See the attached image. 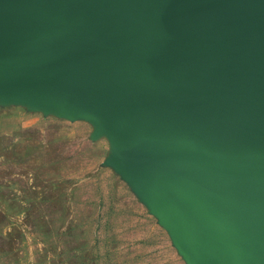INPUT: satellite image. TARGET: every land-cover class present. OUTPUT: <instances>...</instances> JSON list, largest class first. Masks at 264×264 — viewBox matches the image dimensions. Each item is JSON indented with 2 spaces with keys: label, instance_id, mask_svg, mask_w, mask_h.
Instances as JSON below:
<instances>
[{
  "label": "water",
  "instance_id": "95a60500",
  "mask_svg": "<svg viewBox=\"0 0 264 264\" xmlns=\"http://www.w3.org/2000/svg\"><path fill=\"white\" fill-rule=\"evenodd\" d=\"M0 80L104 112L199 264H264V0H0Z\"/></svg>",
  "mask_w": 264,
  "mask_h": 264
},
{
  "label": "rangeland",
  "instance_id": "374dc122",
  "mask_svg": "<svg viewBox=\"0 0 264 264\" xmlns=\"http://www.w3.org/2000/svg\"><path fill=\"white\" fill-rule=\"evenodd\" d=\"M122 155L104 112L0 80V264H199Z\"/></svg>",
  "mask_w": 264,
  "mask_h": 264
},
{
  "label": "bare ground",
  "instance_id": "6f19581e",
  "mask_svg": "<svg viewBox=\"0 0 264 264\" xmlns=\"http://www.w3.org/2000/svg\"><path fill=\"white\" fill-rule=\"evenodd\" d=\"M14 91H15V90H14ZM14 91H13V92H14ZM15 93H16V92H15ZM15 93H14V94H15Z\"/></svg>",
  "mask_w": 264,
  "mask_h": 264
}]
</instances>
